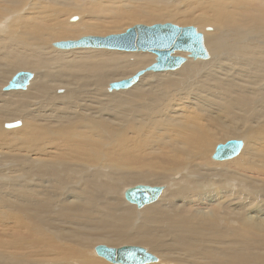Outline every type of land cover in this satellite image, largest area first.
Wrapping results in <instances>:
<instances>
[{
    "label": "bare ground",
    "instance_id": "obj_1",
    "mask_svg": "<svg viewBox=\"0 0 264 264\" xmlns=\"http://www.w3.org/2000/svg\"><path fill=\"white\" fill-rule=\"evenodd\" d=\"M143 1L0 0V87L32 74L24 89L11 79L0 91V122L22 120L0 123V144L19 161L2 169L0 158V264H115L97 255L105 245L145 247L157 264H264V40L254 39L264 0H211L182 16ZM108 18H196L211 61L176 52L189 62L109 93V80L157 56L54 46L108 32ZM239 137L243 151L209 161L218 140ZM134 183L170 188L139 207L125 198Z\"/></svg>",
    "mask_w": 264,
    "mask_h": 264
},
{
    "label": "water",
    "instance_id": "obj_2",
    "mask_svg": "<svg viewBox=\"0 0 264 264\" xmlns=\"http://www.w3.org/2000/svg\"><path fill=\"white\" fill-rule=\"evenodd\" d=\"M77 18H73L72 21ZM210 30V29H208ZM205 37L195 27H180L172 23L153 26L135 25L122 34L101 36H84L76 41H62L54 44L56 48L71 50L78 48L108 49L124 52H150L157 56L156 62L144 70L138 71L131 78L109 84L107 92L124 91L136 85L146 72H167L179 69L187 62L186 58L175 56L174 53L187 52L195 60H208L210 55L204 45ZM32 74L18 72L10 81V89H24ZM21 122L9 124V128L19 127ZM242 140H231L217 146L215 160H228L242 150ZM163 186L138 185L125 192V198L132 204L142 207L160 198ZM98 256L115 264H146L158 261L157 257L140 246H123L96 249Z\"/></svg>",
    "mask_w": 264,
    "mask_h": 264
},
{
    "label": "rangeland",
    "instance_id": "obj_3",
    "mask_svg": "<svg viewBox=\"0 0 264 264\" xmlns=\"http://www.w3.org/2000/svg\"><path fill=\"white\" fill-rule=\"evenodd\" d=\"M141 2H140V4H142L143 5V0H140ZM159 3H158V2ZM156 1V7L157 8H165V9H169V10H172V9H180V10H182L181 12H180V15L182 16V15H184V14H192L193 12H195L196 14L195 15H200L201 14V10H203L205 7H207V4L206 3H209L211 0H157ZM196 1V2H195ZM203 1H205V2H203ZM158 3V4H157ZM194 3V4H193ZM144 4H145V2H144ZM167 4V5H166ZM178 6H177V5ZM197 4V5H196ZM191 5V6H190ZM194 5H195V7H194ZM206 5V6H205ZM159 6V7H158ZM167 6V7H166ZM174 6H175V8H174ZM188 6H190V7H193V8H190V7H188ZM200 8V9H199ZM183 10H185L186 12H183ZM193 12H192V11ZM197 12H199L200 14H198ZM73 19V18H77V19H79L80 20V18H83V15L81 14V13H75V14H73V15H71V17L69 18V20L70 19ZM178 18H180V16H178ZM197 18V17H196ZM196 18H195V20L193 21V22H191V23H189V24H186V23H182V22H178L176 19H173V20H171V19H167V20H153V22H150V23H148L147 21H135V22H132V23H130V22H127V23H123V24H119V25H112L111 24V19L110 18H108V22H109V25L111 26V28L108 30V32H106V33H99V34H97V35H95V34H85V35H82L81 37H79V38H75V40L73 39V40H68V41H76V40H79L80 38H82V37H84V36H101V37H106V36H109V35H115V34H122L123 32H125L127 29H129V28H131V27H134L135 25H146V26H153V25H156V24H165V23H172V24H175V25H179L180 27H195L200 33H202V34H204V36H205V33H203L202 32V30H200V29H203L202 27H204V26H201L202 24H200L197 20H196ZM212 25V24H211ZM211 25H206V31H207V33H209V34H213V36H217V35H222L223 34V32H219V31H217V29H216V27L213 25V26H211ZM201 27V28H200ZM225 27H226V25H225ZM227 27H228V25H227ZM118 28V29H117ZM113 31H112V30ZM208 29H210L209 30V32H208ZM112 32H111V31ZM215 30H216V32H215ZM215 33H214V32ZM2 33H0V35H1ZM228 35H230V34H227L226 36H228ZM212 37V36H211ZM261 37H263V38H261ZM258 39L259 38V40H264V36L263 35H261V36H259V37H254V39ZM226 40V39H225ZM65 41V40H64ZM67 41V40H66ZM206 41V40H205ZM248 42V41H247ZM246 42V40L245 41H243L242 43L243 44H245V43H247ZM226 43H228V42H226ZM249 43V42H248ZM205 44H206V46H207V48H208V43L207 42H205ZM104 50H106V49H104ZM209 50V49H208ZM112 51H114V50H112ZM117 52H122V51H117ZM210 52V51H209ZM124 53V52H123ZM125 53H148V52H125ZM177 53H182V52H177ZM176 54V53H175ZM186 54V53H185ZM210 54H211V52H210ZM181 57V56H180ZM217 57H218V55H217ZM184 58V57H183ZM214 58V57H213ZM212 58V55H211V59H213ZM191 60V62H194L192 59H190ZM209 61H211V60H208V61H206V62H209ZM187 62H189V61H187ZM186 62V63H187ZM199 62V61H198ZM197 62V63H198ZM201 62H204V61H201ZM155 63V62H154ZM153 63V64H154ZM54 68V67H53ZM52 68V69H53ZM47 69V68H46ZM50 70V69H49ZM178 70V69H177ZM45 71V70H44ZM176 71V70H175ZM18 72H21V71H18ZM18 72H14L10 77H9V81L12 79V77L15 75V74H17ZM167 72H173V71H167ZM33 73V72H32ZM34 74V73H33ZM8 81V82H9ZM115 81H118V80H109V82H108V84L109 83H112V82H115ZM8 82H6L4 85H2L1 87H0V91L3 93L4 91H3V89L7 86V84H8ZM107 84V85H108ZM107 85H106V87L104 88V92H105V89L107 88ZM20 91H22V90H20ZM130 91V90H129ZM61 91H57V93H60ZM84 92V93H83ZM121 92V91H120ZM125 92V91H124ZM127 92V91H126ZM56 93V92H55ZM62 93V92H61ZM81 93H83L84 95H86V93H88V90H86V89H84V90H76L75 91V94H73L74 96L75 95H77V94H81ZM117 94V92H114V95H116ZM121 93H123V92H121ZM109 94V93H108ZM109 95H113V94H109ZM68 99V98H67ZM66 99V100H67ZM16 122H21L22 123V120H15V121H10V122H0V123H4V127H5V125L6 124H10V123H16ZM23 123H24V121H23ZM3 124H1V126H2ZM3 131L5 132L6 131V129L5 128H3V129H1L0 130V137H2V134H4L3 133ZM9 131V130H8ZM11 131V130H10ZM251 134H249L248 135V137H246V139H248V138H250L251 136H250ZM1 139V138H0ZM238 139H241V140H244V138H241V137H239V138H233V139H225V138H223V139H220V140H218L215 144H214V146H215V148L214 149H216V147L218 146V145H220V144H225L226 142H228V141H231V140H238ZM0 143H2V141L0 142ZM4 144V143H3ZM11 144V143H10ZM16 144H18V145H20V144H23V137L21 136V135H19L18 137H16ZM7 146H9V144L7 145ZM0 155H4V156H0V158H2L3 157V159H5L4 160V163H3V166L4 167H2V169H8V168H10V167H17L18 165H19V161H17V160H13V158L14 157H11L10 158V156L8 155V153H7V151H6V146H5V144H4V146H2L1 144H0ZM244 148H245V146H244ZM4 150V151H3ZM243 151V150H242ZM214 152H215V150H214ZM213 154L214 153H212L211 154V156H210V160L209 161H211V162H214L213 160H212V156H213ZM241 154V153H240ZM32 158H35V157H32ZM14 162H16V163H14ZM216 162V161H215ZM221 163V162H220ZM234 166L233 167H235L236 166V164H233ZM13 171H15L16 172V174H19V172L20 171H18V170H13ZM181 175L180 176H178L177 177V179H181ZM223 177H224V175H223ZM202 179H200V181H201ZM136 185H142V184H140V183H134V184H130L129 186H126V189H127V187L128 188H130V187H133V186H136ZM147 186H149V185H147ZM158 186V185H157ZM160 186H163V187H165L166 189H168V188H170V186H169V184H166V185H160ZM152 187H154V186H152ZM125 190V189H124ZM161 198V197H160ZM122 203H124V205H126V206H128L129 204H127L126 203V201L124 200V197H123V194H122ZM130 206H132V205H130ZM129 207V206H128ZM147 207V206H146ZM135 208V211H137V208L136 207H134ZM144 209V208H143ZM141 211H142V209H141ZM101 245H104V244H101ZM96 246H99V245H96ZM95 246V247H96ZM105 246H107V245H105ZM122 246H126V245H119V246H114V247H111V246H108V247H110V248H119V247H122ZM132 246H138V245H132ZM140 247H142V246H140ZM142 248H145V247H142ZM145 249H147V248H145ZM257 253V252H256ZM95 254V253H94ZM96 255V254H95ZM156 256V255H155ZM98 257V256H97ZM100 258V257H99ZM100 259H102V258H100ZM102 260H104V259H102ZM105 262H107L106 260H104ZM160 262V260L158 259V261L157 262H155L156 264L157 263H159ZM109 264H111V263H109ZM254 264V263H253Z\"/></svg>",
    "mask_w": 264,
    "mask_h": 264
}]
</instances>
